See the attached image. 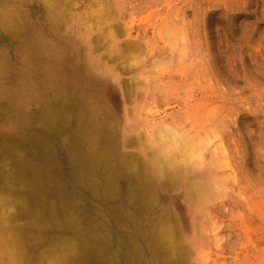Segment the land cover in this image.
Listing matches in <instances>:
<instances>
[{"label": "rangeland", "instance_id": "rangeland-1", "mask_svg": "<svg viewBox=\"0 0 264 264\" xmlns=\"http://www.w3.org/2000/svg\"><path fill=\"white\" fill-rule=\"evenodd\" d=\"M0 264H264V0H0Z\"/></svg>", "mask_w": 264, "mask_h": 264}]
</instances>
